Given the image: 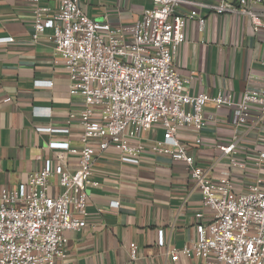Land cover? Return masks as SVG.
<instances>
[{"label": "built area", "instance_id": "2783aa9c", "mask_svg": "<svg viewBox=\"0 0 264 264\" xmlns=\"http://www.w3.org/2000/svg\"><path fill=\"white\" fill-rule=\"evenodd\" d=\"M33 1V40L44 37L54 43L69 77L70 94L85 101L78 115L71 114L83 128L84 146L72 149L79 153L78 167L60 173L58 196L49 194L51 160L19 187L0 188V264H56L58 257H64L65 232L88 223L87 187L95 153L113 147L122 154L140 156L146 146L137 140L154 123L162 125L164 134L150 150L184 162L202 195V210L196 213L197 238L171 249L172 260L194 255L203 264H264V177L258 175L244 184L235 175V170L247 168L238 158L239 144L246 133L264 125V74L250 70L240 96L229 90L192 93L197 74L182 75L174 54L187 40L190 21L203 30L207 20L197 10L178 13L182 0H152L153 8L127 26L93 19L80 0H59L56 9ZM213 1L223 11L237 9V5L251 8L255 30L264 27L254 11L257 6L264 8V0ZM261 63L264 66V56ZM209 102L219 110L229 109L234 126L232 138L219 143L230 166L217 178L197 163L181 138L184 131H190L195 145L202 142L201 132L211 117L206 114ZM91 140L97 141L96 146ZM50 147L70 149L66 141H53ZM257 154L264 161L263 151L257 149ZM203 210L209 212L206 220ZM137 258L134 245L130 264Z\"/></svg>", "mask_w": 264, "mask_h": 264}, {"label": "crops", "instance_id": "0c3cea01", "mask_svg": "<svg viewBox=\"0 0 264 264\" xmlns=\"http://www.w3.org/2000/svg\"><path fill=\"white\" fill-rule=\"evenodd\" d=\"M38 2L53 9L59 6V0ZM35 4L33 0H0V188L19 187L51 160L49 194L58 196L60 173L78 167L79 153L72 149L84 146L83 128L71 114L78 115L85 101L70 94L69 77L54 43L44 37L33 40ZM80 6L97 21L127 26L152 9L153 2L80 0ZM250 9L237 5L223 11L213 0L181 1L178 13L197 10L207 20L203 30L190 21L187 40L174 54L182 75L197 74L192 93L229 90L240 96L250 70L264 74V27L255 30ZM254 11L264 22V8L257 6ZM206 114L211 117L200 144L195 145L190 131L181 138L197 163L217 178L230 166L219 143L232 138L234 126L227 108L219 110L209 102ZM163 134L160 123L142 133L137 141L146 151L140 156L125 155L113 147L95 153L87 187L88 223L65 232L66 255L58 257L56 264H130L134 245L138 258L132 264H203L194 255L171 258V249L197 238L196 213L202 210V195L184 162L150 150ZM53 141L69 142L70 149L51 148ZM91 143L96 146L97 141ZM257 149L264 153V125L246 133L239 144L238 158L247 168L235 170V175L244 184L258 175L264 177V161H259ZM203 211L206 220L209 212Z\"/></svg>", "mask_w": 264, "mask_h": 264}]
</instances>
